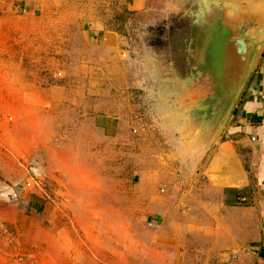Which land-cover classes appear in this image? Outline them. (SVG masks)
<instances>
[{"label":"rangeland","instance_id":"obj_1","mask_svg":"<svg viewBox=\"0 0 264 264\" xmlns=\"http://www.w3.org/2000/svg\"><path fill=\"white\" fill-rule=\"evenodd\" d=\"M30 1L0 11V198L42 200L73 261L164 262L155 217L175 213L157 177L182 158L150 51L182 27L175 0Z\"/></svg>","mask_w":264,"mask_h":264},{"label":"crops","instance_id":"obj_2","mask_svg":"<svg viewBox=\"0 0 264 264\" xmlns=\"http://www.w3.org/2000/svg\"><path fill=\"white\" fill-rule=\"evenodd\" d=\"M34 9L30 0H0L3 13ZM176 157L182 163L157 177V184L167 185L165 200L175 213L174 220L163 212L155 217L173 231L164 235L172 238L168 245L159 244L166 259L157 264H188L197 254L196 260L207 255L216 264H264V50L202 161L188 165L182 152ZM22 190L20 199L0 198V264H84L73 261L75 251L41 222L44 202ZM150 200L164 197L155 193Z\"/></svg>","mask_w":264,"mask_h":264},{"label":"water","instance_id":"obj_3","mask_svg":"<svg viewBox=\"0 0 264 264\" xmlns=\"http://www.w3.org/2000/svg\"><path fill=\"white\" fill-rule=\"evenodd\" d=\"M182 27L151 52L163 118L188 165L226 127L264 50V0H175ZM170 15V17H171Z\"/></svg>","mask_w":264,"mask_h":264},{"label":"built area","instance_id":"obj_4","mask_svg":"<svg viewBox=\"0 0 264 264\" xmlns=\"http://www.w3.org/2000/svg\"><path fill=\"white\" fill-rule=\"evenodd\" d=\"M253 141L256 142V139L254 138Z\"/></svg>","mask_w":264,"mask_h":264}]
</instances>
